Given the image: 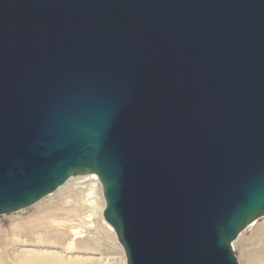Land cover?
<instances>
[{
	"label": "water",
	"instance_id": "obj_1",
	"mask_svg": "<svg viewBox=\"0 0 264 264\" xmlns=\"http://www.w3.org/2000/svg\"><path fill=\"white\" fill-rule=\"evenodd\" d=\"M90 175L125 264H239L264 0H0V216Z\"/></svg>",
	"mask_w": 264,
	"mask_h": 264
},
{
	"label": "rangeland",
	"instance_id": "obj_2",
	"mask_svg": "<svg viewBox=\"0 0 264 264\" xmlns=\"http://www.w3.org/2000/svg\"><path fill=\"white\" fill-rule=\"evenodd\" d=\"M85 177H84L85 180L82 178L80 180L77 179V180L72 181L68 186H66V188L63 189L62 192L60 191L59 196H61L62 198H60L58 196V194L57 195L51 194L52 195L51 198H47L49 201L46 200V202L51 203V201H52V204H55V203L58 204L60 201H64V199H66V197H67L69 200L72 201L71 205L74 206L73 207L74 211H76L75 213L73 212L75 214V216L72 213V215L70 217L71 220H74V221H72V225H70L71 231H70V233H68V236L66 237L67 239L65 238L64 240H62V242L60 244L57 242L56 246L59 247L60 249L61 248L66 249L67 245L70 242L73 245L71 248L72 249L71 251H75V252L80 253L79 254L80 256L76 253H74V256H79V257L85 259L86 264H122L121 258L117 254V250H116L117 245H115L116 243L114 242V240L112 238L113 235L115 236L113 230L110 229L105 222H104V226H105L106 230L102 229V224L99 222L96 223L97 220H96V216L94 214L91 218L87 217L88 215L91 214V212H90L91 209L87 206H84V204H83L84 200L87 199V197H86L87 192H88L87 187L94 180H96V182L98 184H99V182H98V179L96 178V176H94V175L85 176ZM68 195L69 196L73 195V196L69 197ZM74 195L79 196V197L77 198ZM54 196H56V197H54ZM58 197H59V199H57ZM96 197H98L97 193H96ZM44 199H46V198H44ZM55 199H57L59 201H57ZM73 199H75L74 200L75 204L73 203ZM40 202H38V203H40ZM78 205H81V206H78ZM33 207H35V205L28 207L26 209L20 210L18 212L12 213V214L0 216V231H1L0 232V246H1L0 247V258L3 260L4 264H15V260L17 259V256H18V251L21 250V248L18 246V244H20V242H22L23 240H24V242H26V240H27L26 238H20L19 237V240H17V242H16V239L12 236V234H10L11 233L10 231L12 229L11 226L18 223L19 220L25 218L26 216H29L34 211ZM78 208H80L81 212L79 210H77ZM80 214H81V216H80ZM72 217H73V219H72ZM65 218H68V217H65ZM83 218L86 220H84ZM84 221H86V222H84ZM80 222H82L81 225H80ZM83 224L84 225L88 224L87 225L88 227L84 226V228H83V226H82ZM94 224H99L98 227L101 226L100 229L98 230L97 225H94ZM79 226L82 228L80 229ZM262 227H264V217L260 218L259 220L255 221L254 223H252L251 227L249 229L246 228L244 231H242L240 233V234L243 233L242 238L235 245H232L234 255L236 256L239 264H251L250 261H251L252 256L253 257L254 256H256V257H263L264 256L262 254V253H264V249H263L264 248V245H263L264 244V232L261 231V232H259L258 235L255 234V232ZM5 232H7V233H5ZM73 232H77L79 234L73 235ZM78 239H79V241H78ZM257 242H258V244H257ZM261 248H262V251H260ZM60 249H57L56 252L57 253L60 252L61 251ZM247 253L249 254V256ZM250 253H251V255H250ZM63 256H65V255H63ZM248 257H249V259H248Z\"/></svg>",
	"mask_w": 264,
	"mask_h": 264
},
{
	"label": "bare ground",
	"instance_id": "obj_3",
	"mask_svg": "<svg viewBox=\"0 0 264 264\" xmlns=\"http://www.w3.org/2000/svg\"><path fill=\"white\" fill-rule=\"evenodd\" d=\"M82 178L85 180L86 177L85 178L84 177L71 178L64 186L59 188L53 194H56V195L58 194V196H59L60 191L62 192L63 189L66 188V186H68L72 181L77 180V179L80 180ZM99 184L96 182V180H94L93 182H91L88 185V187H87L88 192L86 195L87 199L84 200L83 204H84V206H87L91 209V211H90L91 214L88 215L87 217L91 218L94 214L96 216V220H97L96 223H98V222L101 223L102 229L106 230L105 226H104L105 221L102 218V213L104 210V200L102 198L101 188H100L101 186ZM96 193L98 194V197H96ZM51 196L52 195H49L46 197V199H42V201L40 203L35 204V207H33L34 211L29 216H26L25 218L19 220L18 223L11 226L12 229H11V231L9 230L11 233L10 232L9 233L12 234V236L16 239V242H17V240H19V237L27 239L26 242H24V240H23L22 242H20V244H18V246L21 248V250H19V251L17 250L18 256H17V259L15 260V264H86L85 259L79 257L80 253L75 252V251H71L72 250L71 248L73 245L70 242L67 245L66 249H64V248L60 249L59 247L56 246L57 242L60 244L62 242V240H64L68 236V233H70V231H71L70 225H72V221H74V220H71L70 217H71L72 213L73 212L75 213L76 211H74V208H73L74 206L71 205L72 201L69 200L67 197H66V199L63 198L64 201H60L58 204H56V203L52 204V201H51V203L46 202V200H48L47 198H51ZM71 196H73V195H70L69 197H71ZM54 197H56V196H54ZM59 197L62 198L61 196H59ZM59 197L57 199H59ZM75 197L78 198L79 196H75ZM57 199H55V200H57ZM75 199H73V203H74ZM57 201H59V200H57ZM78 206H81V205H78ZM77 210H79L81 212L80 208H78ZM74 216H75V214H74ZM80 216H81V214H80ZM65 217H68V218H65ZM72 219H73V217H72ZM84 220H86V219H84ZM82 222H80V225L82 224ZM84 222H86V221H84ZM87 225L83 224L82 226L84 228V226H87ZM94 225H97V227L99 226V224H94ZM107 226L110 228V226L108 224H107ZM100 227H98V230L100 229ZM250 227H251V225L248 226L247 228L249 229ZM81 228L82 227H80V229ZM261 231L264 232V227L257 230L255 232V234L258 235L259 232H261ZM5 233H7V232H5ZM76 234H79V233L73 232V235H76ZM242 234H240L238 236L237 240L232 245H235L242 238V236H243ZM112 238H113L114 242L116 243L115 245H117V247H116L117 254L120 256L122 264H125V258H124L122 248L117 243L114 235L112 236ZM78 241H79V239H78ZM257 244H258V242H257ZM57 249H60L61 251L57 253L56 252ZM260 251H262V248ZM74 253L78 254L79 256H74ZM62 254L65 256H63ZM262 254L264 255V253H262ZM250 255H251V253H250ZM248 256H249V254H248ZM248 259H249V257H248ZM250 262H251V264H264V256L263 257H256V256L253 257L252 256ZM0 264H4V262L1 258H0Z\"/></svg>",
	"mask_w": 264,
	"mask_h": 264
}]
</instances>
